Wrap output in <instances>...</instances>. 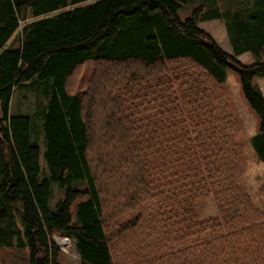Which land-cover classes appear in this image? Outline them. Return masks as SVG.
I'll list each match as a JSON object with an SVG mask.
<instances>
[{
	"label": "trees",
	"instance_id": "obj_1",
	"mask_svg": "<svg viewBox=\"0 0 264 264\" xmlns=\"http://www.w3.org/2000/svg\"><path fill=\"white\" fill-rule=\"evenodd\" d=\"M189 1L0 0V245L14 243L19 221L31 264H62L56 236L74 242L82 264H264V209L238 184L244 152L225 87L238 73L264 162L255 82L264 60L226 51L199 25L203 4L181 19ZM239 29L247 45L237 54L260 45L251 39L261 27ZM45 79L42 178L31 118L9 110L16 85ZM51 181L67 185L58 210ZM210 195L218 214L200 218L197 203Z\"/></svg>",
	"mask_w": 264,
	"mask_h": 264
},
{
	"label": "rangeland",
	"instance_id": "obj_2",
	"mask_svg": "<svg viewBox=\"0 0 264 264\" xmlns=\"http://www.w3.org/2000/svg\"><path fill=\"white\" fill-rule=\"evenodd\" d=\"M264 0H190L186 5L178 10L181 19H186L192 15L198 5L203 4L204 10L200 12V27L208 31L215 40L229 53L244 63H252L264 60V32L262 36L251 39V43L259 46L251 47V50L242 54L237 52L247 45L246 37L239 39L236 34L237 28L256 26L264 31V24L260 23L256 17L261 18V10H264ZM219 8V9H218ZM214 10L221 12L222 17L211 18ZM237 15L241 21L237 22ZM210 19H204V18ZM257 19H255V18ZM228 21V24L227 22ZM239 29V30H240ZM243 30V29H241ZM256 39V40H255ZM95 63L92 59L88 60L82 67L79 78L77 92L82 93L87 86V82L93 74ZM255 82L261 88L264 94V78L256 77ZM51 81L35 80L15 86L11 101L9 113L15 115H29L31 118V139L40 147L41 177L49 176V166L45 158L46 138L43 130L44 111L47 107V101L50 92ZM225 87L228 91L235 117L239 123V131L236 135L237 141L242 146L244 152V167L238 177L240 188L246 191L256 206L264 209V162L260 161L252 145V137L257 133L260 126V119L257 114L248 106L241 88L239 74L229 70L225 81ZM0 116L2 111L0 108ZM73 187L83 188L86 186L84 181L73 182ZM52 197L50 206L53 210H58L59 203L65 198L67 185L62 186L56 181H51ZM80 198L78 199V201ZM77 202V201H76ZM73 204L72 210L75 212L76 204ZM197 211L200 218L210 217L218 214L217 204L212 197L205 196L197 203ZM20 231L15 233L14 243L0 245L1 264H31L30 249L27 245H19L20 240L26 241L25 231L21 223L17 222ZM60 247L63 250L62 264H82L80 256L76 250L74 242L66 237L56 236ZM61 238L69 240L68 245L60 243Z\"/></svg>",
	"mask_w": 264,
	"mask_h": 264
},
{
	"label": "bare ground",
	"instance_id": "obj_3",
	"mask_svg": "<svg viewBox=\"0 0 264 264\" xmlns=\"http://www.w3.org/2000/svg\"><path fill=\"white\" fill-rule=\"evenodd\" d=\"M59 241H60V243H61L62 245H68V244H69V240L66 239V238H61Z\"/></svg>",
	"mask_w": 264,
	"mask_h": 264
},
{
	"label": "water",
	"instance_id": "obj_4",
	"mask_svg": "<svg viewBox=\"0 0 264 264\" xmlns=\"http://www.w3.org/2000/svg\"><path fill=\"white\" fill-rule=\"evenodd\" d=\"M66 238H68V237H66ZM57 243H58V241H57ZM59 244V243H58Z\"/></svg>",
	"mask_w": 264,
	"mask_h": 264
}]
</instances>
